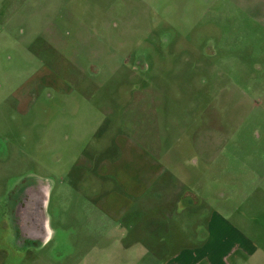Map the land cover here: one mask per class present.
<instances>
[{"label":"rangeland","instance_id":"obj_1","mask_svg":"<svg viewBox=\"0 0 264 264\" xmlns=\"http://www.w3.org/2000/svg\"><path fill=\"white\" fill-rule=\"evenodd\" d=\"M11 18L14 41L0 52V240L19 201L23 223L41 207L39 238L51 242L32 249L40 264H140L139 247L123 252L121 231L100 223L95 170L121 157V139L167 155L170 177L189 136L179 159L195 170L204 150L230 162L220 146H240L242 172L228 180L240 189L221 191L219 174L197 179L200 207L135 223L174 240L161 264L204 241L210 256L198 264H264V0H0V22Z\"/></svg>","mask_w":264,"mask_h":264},{"label":"crops","instance_id":"obj_2","mask_svg":"<svg viewBox=\"0 0 264 264\" xmlns=\"http://www.w3.org/2000/svg\"><path fill=\"white\" fill-rule=\"evenodd\" d=\"M13 18L8 20H3L0 22V52L2 47H4V39L12 44L14 41V36L12 32L5 31L8 28ZM5 32V33H4ZM22 106H25L27 102L22 100ZM185 131V130H182ZM190 129L187 130L186 134H190ZM184 133V132H182ZM107 140V139H106ZM177 141H179L177 139ZM189 136L186 138L187 144L181 148L174 151V157L178 158V161L172 162V172L169 175V161H166L167 155H161L159 160H155L147 154L143 153L142 150L137 148L130 140L116 139L115 143L121 152V157L113 162H108L104 165L98 166L95 170L97 177L99 175L100 185L103 189L102 193L95 198V211L98 212L101 219L104 221L100 222L103 227H110L106 223L111 222V230L118 229L121 231L120 238L118 239V245L123 252L131 253L132 248L139 247V249L134 252L136 255L135 261L140 264H161L164 262L161 259L162 248H169L174 246V240H170L165 243L163 235L155 231V227L144 230L141 229L142 224H136V221L143 222L149 217H152L156 212H163L165 215H172L174 213L178 214L184 212L185 210L194 211L195 207H200L202 205V200L200 196L195 195L192 184L199 183L203 181L206 185L210 183L213 179L212 176L215 174L220 175V181L222 186L221 191L225 193H237L240 189L237 186H233L232 183L235 179L237 182L238 170L241 174L242 168L239 167L238 163H242L240 159V154L238 153L241 148L238 145L232 146L230 150L222 149L220 146V152L230 155L232 158L229 160H218V157H212L210 151H203V165L199 167L200 169H191L187 163L181 161L179 158L182 154L188 152L190 153ZM202 152V151H200ZM220 153V155H221ZM225 156V157H226ZM220 161V162H219ZM264 164L263 161H259ZM218 163V164H217ZM195 163L193 166H197ZM174 169V170H173ZM230 180L232 183H228ZM175 185H174V184ZM177 184H181L182 188L188 185L189 190L184 192L183 189L177 188ZM210 188V185H209ZM16 195L15 199L19 200L21 198V193ZM227 196V194H226ZM14 198V196H13ZM155 199V201H153ZM175 203L177 206L181 204L179 208H174V206H169ZM175 206V207H176ZM12 214H17V217L13 218L11 227V237L7 240H0V264H40V259L38 257H31L32 249L42 250L46 249L49 238L42 241L39 237L41 232L39 228L41 226L37 223V219L41 213V207H38L40 213H37V208L34 210V221L33 222H21L22 220L18 217L20 212V202L18 201L15 206H12ZM184 209L180 211V208ZM155 208V209H154ZM140 214V215H139ZM137 215L142 216L144 219H139ZM15 221V222H14ZM36 222V223H35ZM224 223H228L223 218ZM21 223L22 226L19 224ZM135 226H139V234L136 240L128 241L129 236L135 231ZM0 227L3 230L2 223L0 222ZM233 227V226H232ZM43 228L50 232L47 225H43ZM236 231L237 228L233 227ZM153 229V230H151ZM210 229V228H209ZM0 230V233H1ZM170 228L166 230L169 234ZM146 231V232H145ZM144 232V233H143ZM144 235L152 236V238H145ZM48 236V235H47ZM240 238L248 241L246 236L239 233ZM53 239V235L52 238ZM226 241H221V246L228 245L227 235L225 236ZM178 240V239H177ZM236 249H240V244H235ZM186 251L180 250L175 254L171 255L166 263L168 264H198L201 258L210 256L209 250L206 249L208 242L204 241L199 247L191 245ZM252 255V254H251ZM231 256L226 252V254L221 259L222 263L229 260ZM111 260L114 261V257L110 255ZM87 263V259L84 257ZM208 260V258L206 259ZM105 262L109 263V257L104 259H96L95 262ZM60 264H65L66 261H59ZM49 264H51L49 262Z\"/></svg>","mask_w":264,"mask_h":264}]
</instances>
